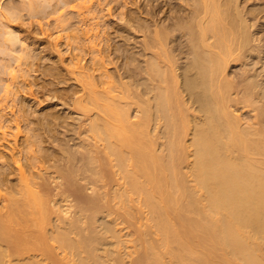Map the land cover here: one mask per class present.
<instances>
[{"label": "bare ground", "instance_id": "1", "mask_svg": "<svg viewBox=\"0 0 264 264\" xmlns=\"http://www.w3.org/2000/svg\"><path fill=\"white\" fill-rule=\"evenodd\" d=\"M22 1L42 31L39 0ZM152 1L141 45L152 54L139 75L125 71L130 81L107 72L93 27L80 30L84 43L64 9L55 13V31L44 33L57 53L62 39L72 46L66 75L79 85L70 100L87 116L70 125L78 143L58 154L40 146L45 121L21 138L18 118L4 112L33 55L12 24L23 14L0 6V54L14 63L0 69V146L10 143L0 150V264H264V81L229 73L259 52L254 10L243 13L238 0ZM91 2L70 5L80 21Z\"/></svg>", "mask_w": 264, "mask_h": 264}, {"label": "rangeland", "instance_id": "2", "mask_svg": "<svg viewBox=\"0 0 264 264\" xmlns=\"http://www.w3.org/2000/svg\"><path fill=\"white\" fill-rule=\"evenodd\" d=\"M24 1H26V0H24ZM28 1L30 2V1H34V0H28ZM56 1H58V3ZM63 1H65V0H63ZM76 1L78 2V0H76ZM105 1H107V4L109 2V4L106 5ZM167 1H169L171 3V5H173V4L177 5V3L179 4V2L181 0H167ZM183 1H182V3H183ZM238 1L240 2L239 3V5H241L240 7H242V9L244 8V10H245V11L243 10V13L246 12V14H247L248 10H252V11L254 10L253 13L251 11L248 12V13H252V15L253 14L254 15L253 16L249 15L247 17L250 18L249 19L250 23H253L255 21L253 23V26H254V24H255V26L254 27L252 26L251 29L253 31V34L258 35L257 37L260 39V41H259L260 43L254 42V43H252V46H253V49L258 48L259 52L257 54H251L250 56L249 55L245 56L246 60L244 59V62L241 64L235 63L234 65H232L231 68L229 69V73L231 74V76L233 77L234 80H238V79L240 80V78L242 77L241 75H243L242 70H244V72H245V70L247 69V70H249V73H251V75L254 76V79L256 78V80L258 82L264 81V11H263L264 10V0H241V1L238 0ZM26 2H23L22 0H0V6L2 7V9L5 8V11H7L6 8L7 9L9 8L8 10H10L11 8L15 7L14 10L16 12L20 11V13L23 14L21 21L17 20L18 22L15 21V23H13L14 22L13 21L12 24L14 26H16L18 31H20L19 32L20 35L22 34L23 37L26 35L25 36L26 40H28V42L30 41L29 44L31 45V46H29V49L31 48L30 51L32 50L30 53L33 55V56H31V58L33 57V59H31L32 64L30 63L32 65V69L30 68L31 69L30 70L28 68V70H30V71H28L27 75L23 79L21 78L20 84L17 83V85H18V86H16V90H18L17 91V97H15V99L12 100V102L8 101L9 103L7 104V107H5L4 112L5 113L7 112L6 113L7 118H10V119H13L15 117L18 118L19 127H20V130L22 133V134L20 133L19 137H21V138H22V136H25L24 135L25 132L26 131L28 132L30 127L33 128L34 126L35 127L37 126V128H39V129L41 127V130H42L44 127L42 123L44 121L46 122L45 124H47L48 127L50 125H52L48 129V127L44 124L45 125L44 129L45 130L47 129L45 132H43L44 129L42 131L39 130V132H41V133L43 132L42 133L43 135L41 134L42 135L41 139H43L41 141L43 143L41 142L42 145L40 143V146L41 147L43 146L44 148L42 147V149L45 150L46 152L50 148L49 152H51L52 150L53 151L55 150L54 152L58 154V152L62 153V149L60 148L61 144L63 146L65 145L64 147H66L69 144H72V146H73L74 142L78 143V140H80V139H78L79 135H78V133H77V135L74 134V132L77 130V127L79 128V125L82 126V123L84 124V119H86L87 116H85V114L83 113V111H81V109H79L78 107L75 108L74 103H72L73 100H70V98H72V95H73L72 90L74 91L75 88H77V86L79 85L78 82H74V80L71 81L69 79V77L66 75L67 69L65 68V65L67 66L69 64V62H67V60L69 61L70 60L69 58H72V56H71L73 54L72 46L66 45L65 44L66 40L62 39V42H64V43L61 42V44H60L61 46L59 47V49H61L62 51L60 50V51H58L59 53H57L56 51H53V48H54V50H56L54 43L52 44V41L54 42L53 38H52V40H50L51 37H49L47 35L49 32L55 31L54 22H55L56 15H58L55 13H58V10L61 11L64 9L63 11L66 14L65 15L63 13L64 16H68V18L70 17L69 19H70L72 27H74V28L76 27L75 28L76 30L74 29L72 31L75 33H78L79 36L82 34V32H81L82 30H83V32L85 31L84 30L85 27H87V26L93 27V31L91 32V37H92L91 40L93 39L92 41L94 43H97L96 44L97 47H102L100 49H103V51H101V55L104 57L103 60H104L105 69L107 70L108 73H110L112 75H117L119 73L118 75H121V78L123 77L124 78L123 80L127 81V78L129 80V77H126V75H128L129 72L126 73L125 71H127L128 68H131V69H129V70H132L130 72L134 73L135 70L138 68L137 71H139V72L137 73V71H136L135 74L139 75L140 71L143 68H140L141 70H139V67H137V66H141V67L143 66L144 67L146 59L150 57L149 56L150 54H152V49H150V50L147 49V50L151 51V53H148L149 51L144 50L145 48L141 45L144 44L143 41H144V39L147 38V36L152 35V5L155 4V1L153 2L152 0H134V1L133 0H117V1L116 0L115 1L114 0H112V1L111 0H92V2H91L92 7H90V9L92 8L91 10L94 12L92 13L91 10H89L87 13L86 10L83 9L81 12V14L82 13L83 14L81 16L84 15V17H82L83 20L80 21V17L77 18V14L75 13L77 10H75V9L72 10L70 8V5L77 3V2H75V0H71L70 3L67 2L68 5L60 3L59 0H50V2H46V3H43L44 1L41 2V0H39V2L41 4L40 6L42 8L39 6L40 8H38V9L39 10L43 9L44 11H41V10L40 11L42 13H46V16H43L40 19V21L42 23V27H43L42 31L40 30L37 23L34 22L35 20H37V18L28 17L27 12L24 9H22L23 6L24 7L26 6V4L24 5V3H26ZM61 4L66 5V6L64 7L62 5L63 6L62 7ZM180 4H181V2H180ZM43 6H45V7H43ZM19 7H22V8H19ZM166 7L167 6L162 5L161 9L165 10ZM17 8H18V11H17ZM261 8H263L262 13L260 11ZM101 9H103V10H101ZM255 10H258V11H255ZM52 11H55V12L53 13ZM49 12H51V13H49ZM40 13H39V15H40ZM48 13H49V15H48ZM42 15H45V14H42ZM129 15L133 16V17H137L138 23H140V27L135 28V27H131L129 25V24H131L127 21ZM159 17L160 16H158V18ZM83 21H84V23H83ZM144 26H145V28H144ZM77 27H79V28H77ZM77 30H78V32H76ZM44 31H47V32H45L47 34H45ZM69 31L70 30H67L68 33H69ZM41 32L43 34H41ZM93 32H96L97 36L93 35ZM149 32H151V33H149ZM143 35H144V37H142ZM82 37L85 38L83 35H81V38ZM84 40L85 41H83V42L86 43L87 39L85 38ZM31 42H32V44H31ZM105 44H107V46H109V47H105ZM103 47H105V51H108V52H104ZM107 48H109L110 51ZM115 48H117V49L115 50ZM111 51H112V54L110 53ZM142 51H145V52H142ZM34 52H35V54H34ZM56 53H57V56H56ZM108 53H109V55H108ZM144 53L149 54L148 55L149 57H147V55H145ZM59 54H61V55L59 56ZM80 54H82L84 56V57H82V58H84V59H82V61H83L82 64H86V65L90 64L89 62H86L91 57V56H89L90 54H88V53L86 54V52L80 53ZM129 56L134 57V58H132V60H134L133 62L130 59L131 57L129 58ZM10 59L11 58H9V56L7 57V55H5V54H2V53L0 54V67H1L0 69L1 70H3L2 68H3L4 64H9V66H10V64H12V66H14L13 60H10ZM54 61L58 64H60L59 62L62 63V64H60L61 65L60 67L62 68L60 70V71H62V72H60V74H62L61 76L59 74L57 77H54V75L51 76V74H49V70H47L50 66H52V63H54ZM143 63H144V65H143ZM58 64H56V65H58ZM54 65L55 64H53V66ZM127 65H128V67H127ZM134 66H136L137 68L134 69L133 68ZM60 67H58V68L60 69ZM252 72H253V74H252ZM141 74H142V72H141ZM141 74H140V76H142ZM255 75H257V76H255ZM0 76H1L0 81L3 78L2 80H3V82H5V79H7V76L3 73V71H0ZM116 77H118V76H116ZM6 81H8V80H6ZM0 83H2V81ZM0 98H1V93H0ZM68 108H69V110H68ZM243 109L244 108H242V110ZM247 109L245 108L243 111L239 110L242 113L241 117H242V120L244 119L243 120L244 122L245 121L248 122V119L250 121L253 119L251 116H253L252 113L254 114V112L250 111V113H249L250 108L248 109V111H247ZM52 111H53V113H52ZM48 113H49V115H53V116L55 114H56L55 116H59V114H60L63 117L60 116L61 120L57 119L59 117H57L55 119H49L50 117L46 118L47 116H45L46 114L48 115ZM13 116H15V117H13ZM84 116H85V118H84ZM133 116H134V113H133ZM62 118H65V120ZM48 119L52 120V121L58 120V124L60 126L57 124V121H53L50 123V122H48ZM37 122H38V124L41 123L42 126L39 125L40 126L39 127L37 125ZM48 123H50V124H48ZM68 125H69V127H68ZM70 125L72 127H75L76 130L73 128L74 132H73V130L71 131L72 127H70ZM76 136H78V137H76ZM21 138L19 141H21ZM80 138H81V136H80ZM6 142L7 141L2 142V145L0 146V150L1 151L3 150V152H6V150L8 149L7 145L9 146V144H10V143L8 144V142L6 144ZM11 145H12V143H11ZM74 145H75V143H74ZM63 146H61V147L63 148ZM58 148L61 151L58 150ZM6 153H8V150ZM47 163H49V162H47ZM11 177H10L11 179H15L16 176L11 175ZM128 228H126V230L127 231L129 230L130 232L135 230V229H133V227H132L133 230L132 229L130 230ZM133 233H135V231ZM132 257H134V255H132ZM130 259L128 258L127 260L130 261ZM128 261H126V262H128Z\"/></svg>", "mask_w": 264, "mask_h": 264}]
</instances>
